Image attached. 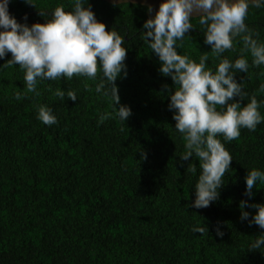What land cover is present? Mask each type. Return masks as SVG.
<instances>
[{"label":"trees","instance_id":"1","mask_svg":"<svg viewBox=\"0 0 264 264\" xmlns=\"http://www.w3.org/2000/svg\"><path fill=\"white\" fill-rule=\"evenodd\" d=\"M89 3L107 29L125 36L127 76L116 84L132 115L125 123L109 119L99 125V115L111 108L94 90H84L82 77L43 81L41 96L29 93L16 100L25 87L24 73L19 65L0 68V264H264V248L247 249L264 229L242 222L239 207L249 199L244 195L248 170L264 171V124L256 131L241 129L239 139L225 142L233 160L219 199L208 208L191 206L199 160L180 159L184 141L164 88L174 91L175 85L158 71L161 62L142 39L150 16L146 4ZM35 4L10 0L9 12L21 23H44L40 11L50 13L69 0ZM191 23L195 28L178 52L197 61L209 52L208 66L214 68L198 18ZM246 23L264 40V8H250ZM8 59L11 53L0 66ZM262 73L264 66L236 75L249 98L264 82ZM49 85L75 90L78 99L61 101L47 91ZM257 98L264 100V94ZM37 104L51 107L59 123L39 121ZM260 111L264 114V107ZM189 163L197 165L195 176L187 172ZM257 187L250 203H264V184ZM198 222L209 234L192 231ZM218 223L223 237L216 235Z\"/></svg>","mask_w":264,"mask_h":264},{"label":"clouds","instance_id":"2","mask_svg":"<svg viewBox=\"0 0 264 264\" xmlns=\"http://www.w3.org/2000/svg\"><path fill=\"white\" fill-rule=\"evenodd\" d=\"M131 2L135 4L136 0ZM25 3L36 7L35 0ZM144 3L150 16L143 24L142 39L159 58L158 71L171 77L175 85L174 91L167 84L164 88L170 96L168 107L176 121L175 130L184 141L185 151L180 159L199 160L200 174L191 206L208 208L219 199L225 174L231 169L233 157L225 142L239 139L241 129L256 131L258 125L264 124V114L260 111L264 100L257 98L264 94V82L249 98L244 80L236 79L238 73L247 75L250 68L264 66V40L259 31L246 23L250 8H264V0H161L154 15H151L152 5L147 0ZM9 4L10 0H0V59L11 53V59L0 68L19 65L24 73L25 87L15 93V99L22 100L29 93L41 96L38 86L43 81L82 77L84 90H94L111 108L99 115L98 124L103 125L109 119L125 123L132 109L121 104L116 84L118 78L127 76L125 36L113 28L107 29L97 19L89 0H69L68 5L58 4L50 13L40 11L45 22L31 25L11 15ZM193 17L198 18L204 43L211 47L214 68L208 66L209 52H201L197 61L177 50L183 48L185 36L195 28L191 23ZM24 20L27 21L26 15ZM226 52L237 56L231 59L224 55ZM47 91L61 101L65 97L78 99L75 90L53 89L49 85ZM246 98L247 103L242 105ZM35 108L37 119L43 124L59 123L47 104H37ZM142 159H147L146 154ZM187 172L195 176L197 165L189 163ZM245 181L244 195L250 199L258 182L264 184V171L248 170ZM249 199L239 204L240 219L249 226L254 224L264 229V203H250ZM245 209H255V213ZM222 228L223 224L218 223L219 237L225 234ZM192 231L209 234L207 225L199 222ZM262 248L264 232L247 246L249 251Z\"/></svg>","mask_w":264,"mask_h":264},{"label":"rangeland","instance_id":"3","mask_svg":"<svg viewBox=\"0 0 264 264\" xmlns=\"http://www.w3.org/2000/svg\"><path fill=\"white\" fill-rule=\"evenodd\" d=\"M111 1H116V0H111ZM136 1L144 3V0H136ZM160 2L161 0H147V4H150L153 7V13L151 15H154L155 11L158 10Z\"/></svg>","mask_w":264,"mask_h":264}]
</instances>
